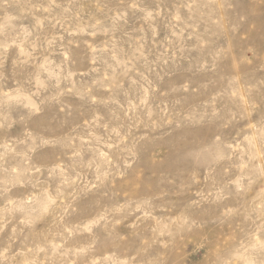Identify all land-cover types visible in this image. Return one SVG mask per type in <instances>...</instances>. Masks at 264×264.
<instances>
[{"label":"rangeland","instance_id":"1","mask_svg":"<svg viewBox=\"0 0 264 264\" xmlns=\"http://www.w3.org/2000/svg\"><path fill=\"white\" fill-rule=\"evenodd\" d=\"M0 264H264V0H0Z\"/></svg>","mask_w":264,"mask_h":264}]
</instances>
